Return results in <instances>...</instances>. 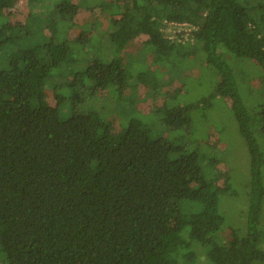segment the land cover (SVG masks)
<instances>
[{"label":"trees","instance_id":"1","mask_svg":"<svg viewBox=\"0 0 264 264\" xmlns=\"http://www.w3.org/2000/svg\"><path fill=\"white\" fill-rule=\"evenodd\" d=\"M39 3L0 0V264H190L197 259L194 242L208 247L213 264L264 262L258 247L264 155L254 136V128L264 130V80L262 100L249 113L220 54L225 47L264 71V17L254 12L261 6L253 0ZM95 13L106 23L87 25L76 37L78 19ZM171 23L190 26L195 42L184 55L201 47L223 77L210 98L230 99L251 159L248 232L232 230L222 243L214 235L225 223L217 184L225 161L153 138L134 119L114 131L99 111H78L83 98L76 93L72 108L58 93L66 87L99 95L109 81L125 87L130 72L123 52L147 37L155 59L167 58L177 47L166 31ZM104 25L117 55L108 61L98 52L81 55ZM148 77L155 75L138 78ZM208 100L198 105L206 108ZM195 107L166 111L165 124ZM210 169L218 173L210 176Z\"/></svg>","mask_w":264,"mask_h":264},{"label":"rangeland","instance_id":"2","mask_svg":"<svg viewBox=\"0 0 264 264\" xmlns=\"http://www.w3.org/2000/svg\"><path fill=\"white\" fill-rule=\"evenodd\" d=\"M51 1L59 3L63 0ZM51 1L39 0L40 3L37 5L49 6L52 5ZM127 1L119 0L120 5H124ZM253 2L261 6V9L254 10L255 16L263 18L264 0H253ZM118 6V2L115 3L113 10H119ZM83 17L78 19L80 23L75 28L76 37L87 25L98 23L100 26L106 23L99 13L94 16V19L87 14ZM108 29L107 25H104L100 31L98 27L94 28L90 33L99 31V36L89 40L90 43L80 50V54L93 56L92 52H98L101 58L107 61L111 60L113 55L116 56L117 52L113 53L110 45ZM189 30L190 26L186 24L167 26L166 31L177 46L167 58L155 59V49L149 45L147 37H140L132 42L123 52V59L125 63L127 62V65L124 63L125 68L130 72L128 84L123 88H118L117 82L109 81L107 87L99 91V95L96 92L91 95V91L78 89L75 91L74 88L66 87L60 89L58 93L66 98L64 103L65 106L69 105V108L76 105L72 96L76 93L81 100L83 98L82 104L77 107L78 111H99L102 121L114 131L126 127L130 120L134 119L144 125L153 138L161 137L175 143H183L191 150L199 147L209 156L225 161L223 165H218L220 175L217 179V184L221 182L219 185L223 188L221 189L223 191H219V195L220 212L225 218V223L214 235V239L222 243L230 237L232 230H238L242 234L248 232L251 159L237 123L230 116V99L218 96L210 98L214 97L223 77L207 63L206 55L201 47L188 56L184 55L191 49L187 47L195 42ZM220 54L233 72L249 113L256 112L254 109L262 100L263 68L257 61L239 57L225 47L220 49ZM83 62L84 60H81L79 64L82 65ZM140 74L155 75V77H148L149 80L142 82L138 78ZM87 85H92V82L88 81ZM162 85H164L163 88L160 87ZM203 99H209L208 102H211L206 108L198 105ZM190 105L196 107L183 110L180 117L174 119L172 126L165 124L166 111L178 106L189 107ZM176 123H181L182 126L178 127ZM261 130L254 128V136L260 153L264 155V130ZM215 173H218L217 169L209 172V175L212 176ZM262 173L264 175V165ZM258 230L260 232L258 247L264 252V203ZM183 235L187 237V231ZM191 250L197 254V259L196 263L190 264H213L207 256L208 247L194 242ZM254 264H264V262L255 261Z\"/></svg>","mask_w":264,"mask_h":264},{"label":"built area","instance_id":"3","mask_svg":"<svg viewBox=\"0 0 264 264\" xmlns=\"http://www.w3.org/2000/svg\"><path fill=\"white\" fill-rule=\"evenodd\" d=\"M169 25H172V26H177V25H180V24H176V23H171ZM188 26V24H186ZM191 30V29H190ZM190 30H189V33H190Z\"/></svg>","mask_w":264,"mask_h":264}]
</instances>
